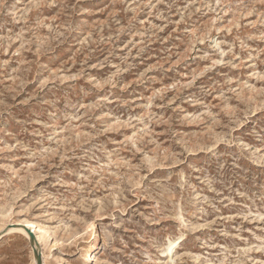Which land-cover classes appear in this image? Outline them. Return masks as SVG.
Returning <instances> with one entry per match:
<instances>
[{"label": "rangeland", "instance_id": "1", "mask_svg": "<svg viewBox=\"0 0 264 264\" xmlns=\"http://www.w3.org/2000/svg\"><path fill=\"white\" fill-rule=\"evenodd\" d=\"M29 231L43 264H264V0H0V264Z\"/></svg>", "mask_w": 264, "mask_h": 264}, {"label": "bare ground", "instance_id": "2", "mask_svg": "<svg viewBox=\"0 0 264 264\" xmlns=\"http://www.w3.org/2000/svg\"><path fill=\"white\" fill-rule=\"evenodd\" d=\"M34 225V224H33ZM34 227V226H33ZM34 232L36 233V238L39 242H42L43 236L45 235L44 233V229L39 226L38 224L35 225L34 227ZM28 235V237H30V240L33 244V257H32V264H43L46 261L45 257H42V255L38 252L39 250V243L37 242L36 238L33 236V234H31V232L29 231L28 233H26ZM166 251H170V242L167 241V245L165 247ZM41 262V263H40Z\"/></svg>", "mask_w": 264, "mask_h": 264}, {"label": "water", "instance_id": "3", "mask_svg": "<svg viewBox=\"0 0 264 264\" xmlns=\"http://www.w3.org/2000/svg\"><path fill=\"white\" fill-rule=\"evenodd\" d=\"M41 263V262H40Z\"/></svg>", "mask_w": 264, "mask_h": 264}]
</instances>
